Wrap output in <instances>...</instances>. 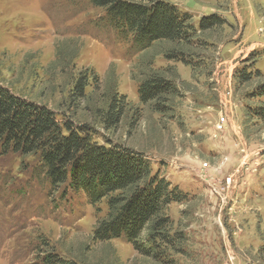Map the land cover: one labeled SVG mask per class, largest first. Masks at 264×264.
<instances>
[{
	"label": "rangeland",
	"instance_id": "obj_1",
	"mask_svg": "<svg viewBox=\"0 0 264 264\" xmlns=\"http://www.w3.org/2000/svg\"><path fill=\"white\" fill-rule=\"evenodd\" d=\"M166 1L189 12L195 27L212 14L221 24L199 35L190 65L154 58L155 68L173 66L177 75V95L160 114L139 103L142 53L103 8L88 0H0V83L57 120L87 124L98 145L143 152L153 172L186 193L167 208L177 238L156 241L154 259L123 237L92 240L104 200L92 205L84 192L51 186L33 157L0 153V264H40L48 248L78 264H264V118L250 111L264 99L247 95L264 83V0ZM242 65L260 75L238 87L234 71ZM79 76L85 98L71 97ZM229 83L231 123L216 131L219 93ZM111 95L123 113L107 127L96 108L104 112ZM227 177L234 181L222 200L211 185L225 186Z\"/></svg>",
	"mask_w": 264,
	"mask_h": 264
},
{
	"label": "trees",
	"instance_id": "obj_2",
	"mask_svg": "<svg viewBox=\"0 0 264 264\" xmlns=\"http://www.w3.org/2000/svg\"><path fill=\"white\" fill-rule=\"evenodd\" d=\"M88 1L103 8L109 25L129 35L132 45L142 53L137 63L139 73L134 76L139 103L153 112L165 113L166 104L177 95V75L173 66L155 68L154 58L161 55L167 61L190 65L194 42L202 32L220 25L221 20L214 14L204 16L195 27L189 12L178 10L166 0ZM163 43L169 46L157 48ZM169 69L172 75L167 76ZM259 73L242 65L234 71L236 85H245ZM84 79L79 76L75 81L71 97L85 98ZM247 95L264 99V83ZM118 101L116 95H111L104 112L96 108L107 127L117 124L122 116ZM250 111L264 118V106ZM91 131L84 123L57 120L47 106L19 97L0 83V153L33 157L51 186L66 184L74 192H84L92 205L104 200L106 212L97 218L92 240L107 242L123 237L140 254L157 259L155 242L171 244L173 236L178 235L176 231L170 235L168 205L182 203L186 193L159 170L153 172L143 152L115 144L98 145ZM39 263L78 264L52 248L42 251Z\"/></svg>",
	"mask_w": 264,
	"mask_h": 264
},
{
	"label": "built area",
	"instance_id": "obj_3",
	"mask_svg": "<svg viewBox=\"0 0 264 264\" xmlns=\"http://www.w3.org/2000/svg\"><path fill=\"white\" fill-rule=\"evenodd\" d=\"M221 65V63H220ZM216 82H218L215 79ZM232 96V84H228L227 88L223 90L222 93H219V110H218V118L215 123V130L216 131H223L225 130L228 126H230L231 123V117H232V109L230 107L229 101ZM206 165V164H204ZM201 176V175H200ZM202 177V176H201ZM225 186L222 187H213L212 189L218 194L220 197H222V200H225L226 198V191L225 187H229V184L233 182V178L227 177L225 179ZM225 191V192H224Z\"/></svg>",
	"mask_w": 264,
	"mask_h": 264
}]
</instances>
